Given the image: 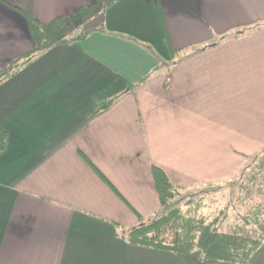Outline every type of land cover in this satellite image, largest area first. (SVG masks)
Returning <instances> with one entry per match:
<instances>
[{
    "label": "crops",
    "instance_id": "crops-1",
    "mask_svg": "<svg viewBox=\"0 0 264 264\" xmlns=\"http://www.w3.org/2000/svg\"><path fill=\"white\" fill-rule=\"evenodd\" d=\"M92 4L85 37L0 82V264H239L119 233L160 208L154 166L200 190L264 147V0H0V71L35 46L24 12L48 23Z\"/></svg>",
    "mask_w": 264,
    "mask_h": 264
},
{
    "label": "trees",
    "instance_id": "trees-1",
    "mask_svg": "<svg viewBox=\"0 0 264 264\" xmlns=\"http://www.w3.org/2000/svg\"><path fill=\"white\" fill-rule=\"evenodd\" d=\"M99 6L97 4L82 6L73 14L59 16L48 23H42L36 17L24 12L28 18L35 46L24 58L10 63L0 71V82L53 45L85 37L88 30L83 25L97 13ZM261 26L257 24L225 34L217 42L228 39L230 36L243 35ZM216 43L198 50L202 51ZM177 53V50L172 49L174 58ZM166 64L173 66L176 61ZM144 81L145 79H142L138 85ZM138 85L129 84L124 93L135 91ZM124 93L104 101L94 114L107 110ZM7 136V130L0 125V153L6 146ZM263 153L264 147L250 156V163L235 179L205 185L200 190H188V188L174 184L161 168L154 166L153 172L160 198V208L147 217L139 216L138 224L133 227L125 229L121 226L120 236L131 244L189 255L201 261L218 260L249 264L254 253L264 243V207L262 205L264 200H258L250 211L241 215V220H235L226 230H223L220 221L227 209L221 208L218 214L213 216L203 212V208L206 205L205 194L223 191L227 188L230 190L237 188L239 193L245 192L247 196L243 194L238 197V200L243 201L244 199L248 203L250 200L249 183H254L253 187H258L257 176L259 171L264 169V158L256 164L253 172L249 173V167L259 157H262Z\"/></svg>",
    "mask_w": 264,
    "mask_h": 264
},
{
    "label": "rangeland",
    "instance_id": "rangeland-1",
    "mask_svg": "<svg viewBox=\"0 0 264 264\" xmlns=\"http://www.w3.org/2000/svg\"><path fill=\"white\" fill-rule=\"evenodd\" d=\"M87 27L91 28L89 27L88 23L86 24V26H84V28L88 29ZM261 156L262 157H259V159L256 160L253 163V165L249 167L250 169L249 173L253 172L254 168H256V164H258V162L264 158V153ZM249 163H250V160H248L247 164ZM244 168L242 170H244ZM257 179H258V182H257L258 187H253L254 183L252 184L249 183L250 200H248V203H246L244 199L243 201L240 199L238 200V197L243 196V194L244 196H247L245 192L239 193L237 188L232 189V190L227 188L223 191H217V192H211V193L205 194L206 195L205 196L206 205L203 208V212L215 216L218 214L221 208L227 209L225 214H223V216L221 217L220 223L222 225L223 230L228 229V226L234 223L235 220L237 221L241 220V215L246 214L248 211H250V209L256 205V202L258 200H264V169L259 171ZM262 203L263 202H261V204ZM262 205L264 207V203Z\"/></svg>",
    "mask_w": 264,
    "mask_h": 264
}]
</instances>
